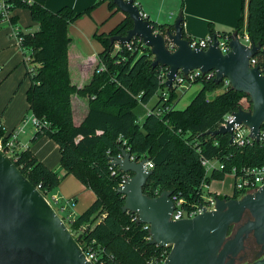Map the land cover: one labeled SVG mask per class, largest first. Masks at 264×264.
<instances>
[{
  "label": "trees",
  "instance_id": "16d2710c",
  "mask_svg": "<svg viewBox=\"0 0 264 264\" xmlns=\"http://www.w3.org/2000/svg\"><path fill=\"white\" fill-rule=\"evenodd\" d=\"M8 1L13 10L28 9L37 23L33 31L19 30V45L28 57V111L46 121L45 126L35 131L31 141L43 134L53 139L59 146L64 174L48 168L29 148L18 150L16 157L11 158L49 200V193L66 174H72L94 192L95 200L81 214L67 221L59 215L83 251L96 253L99 264H149L153 258L164 259L170 249L169 246L151 244L149 230L137 220V214L122 210L124 195L117 193V188L122 175L132 173L110 164L111 156L120 154L121 148L135 158L146 157L152 163V173L143 185L144 193L154 197L155 192L160 194L170 190L187 202L200 199L202 182L210 184L214 179H222L232 168L238 171L264 165V124L259 142L250 141L243 146L231 143L226 133H206L217 129L225 114L239 108L249 109L248 95L228 86L208 97L209 92L222 86V82L216 84L213 78H202L193 83H200L201 88L189 103L176 108L175 90L166 89L160 83L162 67L152 66L150 48L142 46L141 50H130L120 43L119 49H115L116 42L111 43L110 36L124 35L132 26L127 14L109 33L95 34L103 49L97 55L98 63L91 79L78 87L69 75L71 38L68 26L81 13L67 5L51 11L45 7V0ZM102 1H107L111 11L117 9L112 0ZM244 1L233 30L215 32L210 23L208 35L230 37L242 29L246 17L249 41L261 46L253 57L264 75V0H247L246 15ZM90 9L92 6L86 11ZM11 23L16 24L15 17H11ZM152 24L160 33L173 29L171 23ZM183 37L191 38L184 32ZM100 64L104 69L97 72ZM164 89L168 93L167 99L161 95ZM159 91L151 112L138 121L134 111L136 106L147 103ZM75 94L88 99L87 113L79 124L73 121L71 99ZM157 109L161 110L159 114ZM206 158L220 160L224 168L205 176L201 159ZM237 194L234 192L233 197Z\"/></svg>",
  "mask_w": 264,
  "mask_h": 264
},
{
  "label": "water",
  "instance_id": "95a60500",
  "mask_svg": "<svg viewBox=\"0 0 264 264\" xmlns=\"http://www.w3.org/2000/svg\"><path fill=\"white\" fill-rule=\"evenodd\" d=\"M112 1L131 18L132 26L124 35L110 36L111 43L140 38L153 54L152 66L167 68V88L178 70L184 74L194 69L213 71L216 84L226 78L232 89L248 95L251 107L232 112L226 125L206 133H226L231 142L234 126L243 125L251 140L259 142L264 124V75L258 64L249 62L261 49L259 44L247 46L233 32L226 53L219 49L216 35L206 49L191 48L183 37L181 15L174 20L172 30L160 33L151 20L142 18L134 0ZM166 37L174 44L173 50L167 48ZM148 160L133 159L131 152L121 148L120 154L111 156L110 164L132 173L117 188V193L124 195L122 210L137 214L140 223L149 225L151 244L170 247L161 264H235L246 257L250 235L259 251L257 258L246 264H264V185L240 197H216L213 210L172 220V191L163 190L154 197L143 192L152 173L145 167ZM0 264H93L61 216L2 148Z\"/></svg>",
  "mask_w": 264,
  "mask_h": 264
},
{
  "label": "crops",
  "instance_id": "0c3cea01",
  "mask_svg": "<svg viewBox=\"0 0 264 264\" xmlns=\"http://www.w3.org/2000/svg\"><path fill=\"white\" fill-rule=\"evenodd\" d=\"M102 0H45V7L56 11L67 5L76 12L94 7ZM148 19L156 23H171L179 16H183V32L188 37L202 38L209 34V24L217 31H230L236 26L241 15L242 0H134ZM109 9V8H108ZM110 10V9H109ZM111 11V10H110ZM120 11L118 8L111 12ZM100 12H103L101 10ZM247 12V0L244 1V15ZM120 11L119 20L116 24L107 27L102 33H109L125 17ZM99 20L105 16V12L98 15ZM12 17L16 18L17 28L21 31H33L37 23L32 20L30 12L25 8H15ZM36 25L35 28L32 25ZM72 24V23H71ZM68 26V35L71 41L68 45V67L71 82L81 87L89 82L95 66L98 63L95 49H86L84 37L88 33L81 28L78 30ZM241 38L246 33V17L242 29L237 33ZM80 36L83 38H80ZM76 37V39H75ZM78 41L80 43H78ZM84 42V45H83ZM18 39L15 37L14 28L11 24H0V120L8 129L17 127L23 117L29 114L26 91L30 85L29 77L26 75L27 63L25 61ZM83 103L79 106V117L75 119L73 101ZM177 99V98H176ZM73 121L79 124L87 113L88 103L83 97L72 96ZM189 103V102H188ZM152 108V107H151ZM150 108V109H151ZM81 115V116H80ZM144 118V117H143ZM142 118V120H143ZM141 120V121H142ZM140 121V122H141ZM35 131L31 126L18 136L17 147L19 150L29 148L30 151L51 170L64 174L60 165V152L58 144L43 134L35 141H31ZM58 197L56 207H64L62 215L69 219L81 214L95 200L94 192L83 185L72 174H66L60 180L57 188L49 193V198ZM71 204H66V202Z\"/></svg>",
  "mask_w": 264,
  "mask_h": 264
},
{
  "label": "built area",
  "instance_id": "2783aa9c",
  "mask_svg": "<svg viewBox=\"0 0 264 264\" xmlns=\"http://www.w3.org/2000/svg\"><path fill=\"white\" fill-rule=\"evenodd\" d=\"M30 2V0H27ZM12 11L13 9L10 8V3L8 0H0V24L11 23V17H12ZM140 14L142 18L146 19L148 18L147 15L140 11ZM13 25V24H12ZM14 34L15 37L18 39L20 43V35H19V29L16 27L14 28ZM166 36V35H165ZM218 40V47L221 50V52L226 53L229 50V37L228 36H217ZM239 37V35H238ZM240 41L246 44L247 46L251 45V42L249 41V37L247 34L242 35L240 38ZM189 45L191 48H202L206 49L212 42L213 36H205L202 38H194L191 37L188 39ZM119 42L115 43V49H119ZM128 49L130 50H141L142 46H146L143 41L140 38H133L128 43H124ZM166 46L169 50H173L175 48L174 44L167 39L166 37ZM26 63L28 60V57H25ZM250 64L253 66L256 64V59L254 57H251L249 60ZM104 69V65L100 64L99 67L96 69L97 72H100ZM31 70V69H30ZM166 73L167 68L162 67V70L159 74V80L160 83H162L165 86V80H166ZM202 78H214V72H206L203 73L199 69H194L189 71L188 73L184 74L181 70H178V72L175 74L174 80L171 84V88L176 90L177 88H182L184 91L187 90L197 79ZM222 87L223 89L230 86L228 80L224 78L222 81ZM166 89H171L167 88ZM164 89V91L161 93L162 97L167 99L168 93ZM161 110L157 109L156 113L159 114ZM151 112V109L148 111V113ZM147 113V114H148ZM231 119V113H227L224 115L223 120L220 122L221 125H226L227 120ZM46 125V121L40 120L37 118L34 114L29 113L23 117L20 124L13 128L8 129L3 122L0 120V132H2V135L0 137V148H2L5 153L8 156H14L16 157V152L19 150L17 147L18 144V136L23 133L26 130L27 126H31L34 131L40 130L43 126ZM260 137H261V130H260ZM253 141L248 135V130L243 125H235L233 128V139L231 143L235 144L236 146H243L245 143ZM131 158L133 159H140L135 158L133 154H131ZM111 161V159H110ZM201 165L204 169L205 176H209L212 171L222 170L224 168V163L221 162L218 159H201ZM145 167L147 169L152 168V163L148 160L145 164ZM115 172L112 171V174ZM234 177V186H233V192L229 195L230 197H233V193L237 192V197H240L246 193L253 192L257 190L259 187L264 185V165L261 166H255V167H248V168H241L240 170H236L235 168H232L231 172L229 173ZM129 174L122 175L121 182L119 183L118 187H122L126 179L129 177ZM200 190L202 193L200 194V199L194 202H187L184 198L178 196L177 194H173L170 196V198L173 201L174 209L171 213V219L172 220H179L182 218H190L194 217L197 214L202 213L204 210H213L215 208V199L216 194L215 192H211L209 190V184L202 182L200 185ZM158 192H155V196H158ZM47 199V198H46ZM58 197H53L47 199L48 202L51 204V202H56ZM55 205V203H53ZM66 204H71V202H66ZM52 205V204H51ZM58 212H56L60 215L63 212L64 207H57ZM129 212V211H127ZM70 219V218H69ZM66 218V220H69ZM145 229L149 230L148 224H143ZM151 238L150 235L148 237ZM86 258L91 260L93 264H99L98 256L94 252H88L85 253ZM164 259L159 258H153L149 261V264H161Z\"/></svg>",
  "mask_w": 264,
  "mask_h": 264
},
{
  "label": "rangeland",
  "instance_id": "374dc122",
  "mask_svg": "<svg viewBox=\"0 0 264 264\" xmlns=\"http://www.w3.org/2000/svg\"><path fill=\"white\" fill-rule=\"evenodd\" d=\"M101 10H103V12H105V16H103L99 20L98 15H101L103 13V12H100ZM77 12H79L81 14L72 22V24L71 23L70 24H71V26L75 27L80 34H81V28L79 26H81L84 29V31L86 33H88L87 34L88 38L84 37V42H85L84 47H86V49H88V50H91L93 48L95 49V47H98L97 48L98 50H96V52H95L96 56H97L98 53L100 51H102L103 45L100 42V40H98V38L95 36V34H101L103 30L108 29L107 27H110L111 25L116 24L118 22V20L120 19L119 18L120 11L111 12L108 9L106 2L98 1L96 3V5L94 7H92V9H90L89 11H86V9H85V10L77 11ZM11 26L13 28L17 27L16 24H13V25L11 24ZM35 26H36L35 24L32 25V27H34V28H35ZM80 38H82V37L80 36ZM75 39H76V37H75ZM84 42H83V45H84ZM78 43H80V42L78 41ZM200 88H201L200 83L192 84L185 91L182 88H177L175 90V94H176L175 101H174L175 107L176 108H183L184 106H186L188 104V102L192 99V97L199 91ZM222 90H223V87L220 86V87L216 88L213 92H209L208 97H212L216 93L221 92ZM159 94H160V91L157 92L147 103H139L136 106L134 111L137 115L138 121H141L142 118L147 115L150 108L153 106V104L159 98ZM79 97H81V96H79ZM84 98L86 99V101L88 103L87 97H84ZM73 104H74L73 105L74 117H75V119H77L79 117L78 108H79V106H83V103H81L78 100V98L75 97ZM71 105H72V103H71ZM233 186H234V177L231 174H225L222 179L212 180L211 183L209 184V190L211 192H215V193L220 194V195H230L233 192ZM65 220H66V218H65ZM247 249H248V247H247ZM258 251H259V249H257L255 253L254 252L251 253V251L247 250V255H246L244 260L252 259L253 256H255V258H257V252Z\"/></svg>",
  "mask_w": 264,
  "mask_h": 264
},
{
  "label": "flooded vegetation",
  "instance_id": "af4514ba",
  "mask_svg": "<svg viewBox=\"0 0 264 264\" xmlns=\"http://www.w3.org/2000/svg\"><path fill=\"white\" fill-rule=\"evenodd\" d=\"M246 219V218H245ZM246 245H247V247H248V250L249 251H251V253H255L256 252V250L257 249H259L258 248V246H256V244H255V242H254V240H253V238H252V236L250 235L248 238H247V240H246ZM245 259V258H244ZM241 260V261H239V260H236L235 261V264H246V263H248V262H252V261H254L256 258H255V256H253V258L252 259H246V260Z\"/></svg>",
  "mask_w": 264,
  "mask_h": 264
}]
</instances>
